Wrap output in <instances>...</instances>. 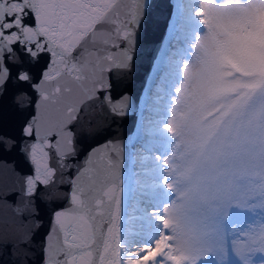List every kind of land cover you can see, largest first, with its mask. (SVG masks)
I'll list each match as a JSON object with an SVG mask.
<instances>
[{"label": "snow or ice", "instance_id": "6c2138e0", "mask_svg": "<svg viewBox=\"0 0 264 264\" xmlns=\"http://www.w3.org/2000/svg\"><path fill=\"white\" fill-rule=\"evenodd\" d=\"M149 7V0L130 8L123 0H0V98L12 88L24 109L27 88L39 97L23 127L37 141L35 176L15 203L14 170L0 164V227L18 229L14 254L31 241L37 182L56 184L48 138H56L60 168L71 167L64 161L77 154L72 129L89 109L99 102L113 117L129 109L127 95L113 99L112 76L130 69ZM176 19L174 47L162 50L164 102L147 127L142 116L136 134L135 207L123 211L121 142L92 148L70 181L72 207L55 213L46 264H264V0H196ZM48 53L51 63L37 75ZM15 146L0 133V151Z\"/></svg>", "mask_w": 264, "mask_h": 264}, {"label": "water", "instance_id": "95a60500", "mask_svg": "<svg viewBox=\"0 0 264 264\" xmlns=\"http://www.w3.org/2000/svg\"><path fill=\"white\" fill-rule=\"evenodd\" d=\"M129 8L133 0H123ZM150 7L142 21L135 29L136 41L132 49L133 59L130 69L122 75L114 72L112 76L111 95L114 100L123 95L129 97V109L123 117L108 114L107 110L99 108V102L95 107L89 109V115L85 120L73 128L74 146L76 156L67 158L64 163L72 165L61 169L59 157L55 149V137H49L51 147H46L48 152V163L56 169L55 185L44 186L37 182V193L35 194V205L39 215L32 225L31 241L28 245L13 250L18 229L15 226L0 227V264H46L45 247L47 237L52 230L55 213L67 210L71 205L72 185L70 181L77 175V166H83L92 148L105 145L108 141L119 140L124 151L120 166V185L123 211L126 210L130 185L132 180V149L131 144L137 139L138 126L143 104L145 103L150 83L154 73L161 63L162 50L167 46L169 36V24L176 15L177 0H149ZM125 11V9H122ZM123 19V17H122ZM120 43L119 40L116 41ZM109 50H112L111 45ZM121 51L119 47L114 54ZM51 54L48 53L41 58L37 66V75L49 63ZM38 82V81H37ZM31 97V104L24 109L17 108L14 103L16 92L10 88L0 98V133L12 136L16 146L10 152L0 151V164H6L14 170L13 183L10 190L13 195L9 196L10 202L15 203L20 195V188L28 176H35V164L32 163L30 152L31 145L37 143L35 137H25L23 127L35 110V102L38 93L31 88L26 89ZM91 119V126L87 120ZM27 148V151L22 149ZM16 181H19L17 183ZM62 239V237H61Z\"/></svg>", "mask_w": 264, "mask_h": 264}, {"label": "rangeland", "instance_id": "374dc122", "mask_svg": "<svg viewBox=\"0 0 264 264\" xmlns=\"http://www.w3.org/2000/svg\"><path fill=\"white\" fill-rule=\"evenodd\" d=\"M189 0H184V2L183 3H187V5L189 6V8L188 9H185V11H190V8L191 7H194L195 6V3H196V0H190V2H188ZM194 23H195V20H194V18H193V20L191 21V26L194 28ZM171 47H174V45L172 44V46ZM170 47V48H171ZM181 67H182V64H181ZM176 80H180V75H179V73H177L176 74ZM154 86V90H153V93L156 95L155 96V99L156 100H153V102L151 101L150 102V107L149 108H152V107H154V106H156V108L160 105V104H162L164 101H159L158 99H157V97L158 96H164V90L168 87V86H166L165 84L163 85V83L162 82H160L159 80L153 85ZM178 86V85H177ZM165 100H167V97H165ZM155 116H156V113H155V111L153 110V109H146L145 110V112H144V115H143V117H144V124H145V127H147L148 126V120L149 119H154L155 118ZM141 147V145L140 144H136L135 146H134V149H135V151H134V159L135 160H137L136 159V157H137V149H139ZM135 163V169L137 170V172L139 171V166H138V162L136 161V162H134ZM137 166V167H136ZM136 172V173H137ZM135 185L137 186V189H138V177H137V175L135 174ZM134 194L136 195L137 194V192L135 191L134 192ZM137 197V196H136ZM136 197L135 198H133L132 200H131V205L129 206V212H131L132 210H133V208L135 207V205H136Z\"/></svg>", "mask_w": 264, "mask_h": 264}]
</instances>
